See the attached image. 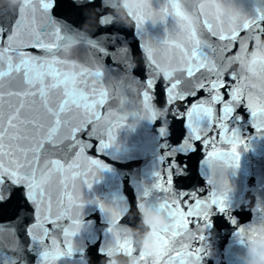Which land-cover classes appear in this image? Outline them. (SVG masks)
<instances>
[{
	"label": "snow or ice",
	"instance_id": "obj_1",
	"mask_svg": "<svg viewBox=\"0 0 264 264\" xmlns=\"http://www.w3.org/2000/svg\"><path fill=\"white\" fill-rule=\"evenodd\" d=\"M161 4L158 12L129 13L138 33L148 21L163 23L169 16L183 15L181 0ZM87 7L97 6L91 0H25L17 12L0 14V209H12V216L0 223V235L8 233L0 238V264H27L25 253L36 248L38 264H61L73 255V240L82 228V188H91L98 174L107 170L101 159L86 152L92 149L101 156L113 147L116 131L125 122L126 105L134 102L150 110L161 95L181 130L173 142L172 127L169 131L167 121L161 123L162 171L152 189L162 195L150 202L152 191L145 189L141 200L169 218L163 242L171 246L158 264H202L211 216L222 214L236 223L224 173L238 167L240 149L247 147L231 123L234 117L240 120L237 108L243 106L253 127L264 132V97L244 94L236 77L223 75L219 64L246 46L242 33L264 35V10L242 17L229 34L222 32L217 19L200 13V32L186 33L183 44L145 40L144 76L139 77L133 75L134 61L125 47L108 51L106 40L115 44L114 37L101 33L76 44L73 33L79 28L68 15L56 14L66 8L75 15ZM97 22L106 27L111 21L101 15ZM74 45L83 46L82 57L69 58ZM163 46L182 53L187 62L182 78H159L156 53ZM118 52L124 53L122 62ZM109 56L111 64H105ZM73 77L78 80L75 85ZM81 132L87 140L78 138ZM70 149L75 151L69 154ZM198 150L205 153L202 163L210 172L209 187L190 192L193 185L184 181L191 174L190 155ZM58 154L60 159L53 158ZM18 195L31 211L14 204ZM97 203L109 224L121 222L127 211L125 206ZM257 212V218L264 219V207L258 206ZM108 232L112 247H102L100 254L130 255L131 245L122 243L110 226ZM236 236L241 244L264 238L252 224L239 227Z\"/></svg>",
	"mask_w": 264,
	"mask_h": 264
},
{
	"label": "water",
	"instance_id": "obj_2",
	"mask_svg": "<svg viewBox=\"0 0 264 264\" xmlns=\"http://www.w3.org/2000/svg\"><path fill=\"white\" fill-rule=\"evenodd\" d=\"M232 0H226L230 3ZM240 9V13L233 26L228 29L225 22L216 15L205 12L203 5L199 0H188L185 22V33L200 32V13L218 21L219 27L223 33L229 34L238 28L239 21L245 15L254 16L256 9L264 10V4L260 0H235ZM258 33L248 31L242 33L245 47L238 51L235 56L223 60L219 64V70L223 75H233L236 77L237 84L244 94L251 93L255 96L264 97V80H260V87L249 86L248 72L241 66V59L245 56L255 55L258 49L252 43L253 37ZM264 39V35L258 34ZM187 62L182 56L181 78ZM259 70L264 73V64L259 65ZM193 99V98H189ZM180 105L183 102H179ZM219 109V105H217ZM236 114L240 116L237 121L235 117L231 122L237 129L239 137L245 141L246 148L241 147L238 167H229L224 176L229 186L228 202L233 209L232 217L236 223L233 224L228 217L222 214L211 216L210 226L204 232L205 240L203 248L205 249L202 258V264H243L238 257L244 255L247 245L254 240H249L244 244L239 242L236 232L239 227H245L252 224L260 233L264 234V219H258V206L264 207V132H258L252 125L250 114L243 108L238 107ZM181 122L178 121L177 138L180 135ZM215 136L216 133H209ZM197 145L199 142H196ZM219 146V145H218ZM227 146H224V150ZM205 153L197 151L190 155L189 164L191 165V174L184 184L193 185V190L207 191L209 185L206 183L210 175L209 169L202 162L205 159ZM203 195V193H201ZM195 230V225H193Z\"/></svg>",
	"mask_w": 264,
	"mask_h": 264
},
{
	"label": "clouds",
	"instance_id": "obj_3",
	"mask_svg": "<svg viewBox=\"0 0 264 264\" xmlns=\"http://www.w3.org/2000/svg\"><path fill=\"white\" fill-rule=\"evenodd\" d=\"M9 2L20 4L22 0H9ZM126 2L133 10H139L149 8L152 0H126ZM199 2L203 5L205 12L220 17L228 29L233 26L240 13L235 0L230 3H226V0H199ZM260 2L264 4V0H260ZM252 43L258 49V52L255 55L243 57L240 63L249 74L248 85L259 88L261 86L259 81L264 80V73L259 70V65L264 64V39L257 34L253 37ZM144 223L151 232L145 234V238L140 241V247L146 255L151 256L162 247L154 233L160 227H163L166 221L156 213H148L144 217ZM238 258L243 261V264H264V238H257L249 243L244 255Z\"/></svg>",
	"mask_w": 264,
	"mask_h": 264
}]
</instances>
